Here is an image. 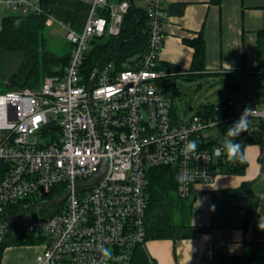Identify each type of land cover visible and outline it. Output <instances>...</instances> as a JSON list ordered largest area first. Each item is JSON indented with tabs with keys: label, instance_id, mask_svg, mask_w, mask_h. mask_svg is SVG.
<instances>
[{
	"label": "built area",
	"instance_id": "built-area-1",
	"mask_svg": "<svg viewBox=\"0 0 264 264\" xmlns=\"http://www.w3.org/2000/svg\"><path fill=\"white\" fill-rule=\"evenodd\" d=\"M88 1L83 31L66 34L72 49L62 72L38 89L0 93V243L10 235L41 239L34 264H128L133 247L147 236L149 170L170 167L177 176L187 175V181H178V194L188 198L197 184L218 174L227 140L220 128L248 109L227 100L211 109L203 106L187 121L173 119V101L160 85L173 75L159 67L168 18L163 0H141L149 26L143 54L122 70L105 64L86 76L91 41L118 36L132 7V0ZM40 4L0 0L1 8L23 16L43 14ZM46 19L54 20L51 14ZM249 109V121H264V107ZM192 140L198 147L186 158L182 149ZM104 161L101 180L77 190L75 185L93 178ZM67 189L59 205L5 219ZM49 194L53 197L45 199ZM101 244L110 258L99 251Z\"/></svg>",
	"mask_w": 264,
	"mask_h": 264
},
{
	"label": "crops",
	"instance_id": "crops-1",
	"mask_svg": "<svg viewBox=\"0 0 264 264\" xmlns=\"http://www.w3.org/2000/svg\"><path fill=\"white\" fill-rule=\"evenodd\" d=\"M53 2L51 17L54 20L46 21L47 26L57 24L65 27L67 32H82L90 2ZM131 2L136 7H144L141 0ZM163 6L168 18L163 26L159 67L173 73L166 81L180 76L175 70L181 74L189 72L194 49L188 41L200 34L206 44V73L227 74L230 75L228 78L256 76L258 33L264 27V0H221L220 3L163 0ZM9 14L0 7V27L2 19ZM71 49L72 46L68 55ZM22 61L20 52L0 48V78L9 81L19 71ZM262 135L263 148L252 144L243 151L247 161L245 174H217L212 182L196 185L190 224L209 228V231L177 241H148L146 250L154 260L153 264H211L215 240L227 243L231 255H242L246 242L264 241V129ZM244 184L246 186L242 188ZM253 209H256L255 214L245 232V211ZM40 251L34 243L11 245L6 248L1 264H34Z\"/></svg>",
	"mask_w": 264,
	"mask_h": 264
},
{
	"label": "trees",
	"instance_id": "trees-1",
	"mask_svg": "<svg viewBox=\"0 0 264 264\" xmlns=\"http://www.w3.org/2000/svg\"><path fill=\"white\" fill-rule=\"evenodd\" d=\"M121 1V0H120ZM123 1V0H122ZM220 3L221 0H212ZM43 14L41 15H14L9 14L1 21L0 27V48L8 51L20 52L23 56V63L19 71L6 83H2L4 92L15 89H38L47 77L59 75L68 63L70 58L66 53L61 57L45 51L43 46V33L47 27V15L54 9L53 0H41ZM124 21L118 36L101 37L93 39L90 43L86 60L84 63V73L90 76L95 67L105 64H112L116 70H122L128 66L130 59L143 54L148 48L149 26L147 11L143 7H132L124 15ZM17 21L19 24L17 25ZM194 49L191 68L188 73L181 74L179 70L174 72L189 79H199L203 77L220 78L223 81L230 75L205 72L206 44L200 34L197 38L188 41ZM161 68V66H160ZM264 69V27L258 33V65L256 76L264 78L260 70ZM166 80H161L163 85ZM237 83H230L223 87L224 90L238 89ZM231 100V99H228ZM214 104H206L204 107L210 108ZM255 107H258L256 104ZM246 108V107H245ZM200 110L197 111L199 113ZM172 117L178 121L179 117L172 106ZM237 121V120H236ZM230 124V127L236 122ZM254 127V130H251ZM264 121H249L248 131L242 132L238 137H226L234 139L241 145V156L235 160H229L226 151L217 163L218 174L243 175L247 169V161L244 150L248 145L257 144L263 148ZM213 146L216 141L211 143ZM246 184L242 186L244 188ZM194 191L186 199H181L178 194L177 173L170 167L152 168L148 172V207L146 212V233L144 244H136L128 264H153L147 253L146 243L151 240L171 239L174 241L189 239L201 233H207L209 228L194 226L190 221L193 204ZM49 194L46 198H52ZM30 201V200H29ZM16 209L15 206L11 208ZM256 209L245 211L244 230H248L250 221L253 219ZM42 240L30 234L17 236L10 235L7 240L0 243V264L8 246L11 245H32L40 243ZM211 264H264V241L246 242L242 255H231L227 243L216 241L212 246Z\"/></svg>",
	"mask_w": 264,
	"mask_h": 264
},
{
	"label": "rangeland",
	"instance_id": "rangeland-1",
	"mask_svg": "<svg viewBox=\"0 0 264 264\" xmlns=\"http://www.w3.org/2000/svg\"><path fill=\"white\" fill-rule=\"evenodd\" d=\"M42 33L44 43L42 47L46 52L58 57L68 53L72 44L67 40L65 27L57 24L54 27L49 25ZM259 72L264 74V69ZM5 81L0 78V93L4 92L2 83H6ZM230 83H237L239 88L224 90L223 87ZM163 91L172 99L174 109L183 121L189 120L206 104H217L228 99L233 100L238 109L244 106L248 109L253 108L255 104L259 108L264 107V78L260 76L244 75L226 78L224 81L223 77H203L191 81L179 77L169 78L163 86ZM229 128L230 125L220 128L223 137H227ZM173 171L175 172L174 169Z\"/></svg>",
	"mask_w": 264,
	"mask_h": 264
},
{
	"label": "clouds",
	"instance_id": "clouds-1",
	"mask_svg": "<svg viewBox=\"0 0 264 264\" xmlns=\"http://www.w3.org/2000/svg\"><path fill=\"white\" fill-rule=\"evenodd\" d=\"M17 25L19 24V21L16 22ZM250 109H245L244 112L241 114L239 119L227 130L226 136L236 138L238 137L242 132L248 131V115L250 113ZM198 145L195 140L188 141L185 145V147L182 149L183 154L185 157H189L191 153H194L197 149ZM224 150L227 153V157L229 160H235L237 158H242L241 156V145L240 143L235 142L234 139H228L225 140ZM189 179L187 175H178L177 180L180 182H185ZM99 251L102 253L103 257L105 259H108L111 257V252L109 249H106L103 247V245L98 246Z\"/></svg>",
	"mask_w": 264,
	"mask_h": 264
},
{
	"label": "water",
	"instance_id": "water-1",
	"mask_svg": "<svg viewBox=\"0 0 264 264\" xmlns=\"http://www.w3.org/2000/svg\"><path fill=\"white\" fill-rule=\"evenodd\" d=\"M191 80L192 79H189V81H191ZM105 168H106V164H105V161H104L103 164H102L101 169L99 170V172L93 178H91L89 180H86V181L79 182L77 185H75L76 189L79 190V189H84V188H87V187L89 188V187L97 184L101 180V178H102V176H103V174L105 172L104 171ZM69 193H70V189H67L63 194L60 195V197L58 196L56 198H52V199H49V200H46V201L45 200L41 201V202H39L37 204L27 205V206L24 207L22 212H20V213H18L16 215L12 214V215H10L9 217H7L5 219L9 220V219H12V218H15V217H18V216L19 217H25V216L29 217V216H32V215L33 216L37 215V214H39L40 212L44 211L45 209H47L49 207H52V206H55V205H59L62 202H64L66 200L67 196L69 195ZM29 209H34V212L28 214L27 211Z\"/></svg>",
	"mask_w": 264,
	"mask_h": 264
},
{
	"label": "flooded vegetation",
	"instance_id": "flooded-vegetation-1",
	"mask_svg": "<svg viewBox=\"0 0 264 264\" xmlns=\"http://www.w3.org/2000/svg\"><path fill=\"white\" fill-rule=\"evenodd\" d=\"M32 205V204H31Z\"/></svg>",
	"mask_w": 264,
	"mask_h": 264
}]
</instances>
